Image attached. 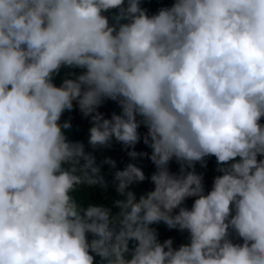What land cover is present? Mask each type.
I'll return each mask as SVG.
<instances>
[{"label":"clouds","instance_id":"obj_1","mask_svg":"<svg viewBox=\"0 0 264 264\" xmlns=\"http://www.w3.org/2000/svg\"><path fill=\"white\" fill-rule=\"evenodd\" d=\"M141 3L0 0V264H264V0ZM74 102L93 150L136 160L147 128L153 190L128 163L112 207L78 202L108 183Z\"/></svg>","mask_w":264,"mask_h":264},{"label":"trees","instance_id":"obj_2","mask_svg":"<svg viewBox=\"0 0 264 264\" xmlns=\"http://www.w3.org/2000/svg\"><path fill=\"white\" fill-rule=\"evenodd\" d=\"M173 3L174 0H142L141 7L147 10L148 15H153L156 14L160 8L171 7ZM115 11L116 10H112L111 13H106V15L111 16ZM82 71L83 70L81 69L63 67L61 68L59 74L54 77L53 82L56 86H60L64 79H74L75 76L79 75ZM99 111L105 115V118L110 119L113 114H119L121 109L115 101L106 100L99 108ZM65 121H70L71 123V127L64 130L68 141L83 143L85 145L86 151L93 152L94 156L96 157L97 164L101 165L102 175L108 183V187L106 189L99 186H84L79 188L73 193L78 202L84 206L92 204L112 207L114 201L116 199H120L113 184L114 172L117 170H123L128 163H134L136 166L140 167L146 177L145 181L136 183L131 188V190L136 193L137 199H139L140 195L154 189V185L150 179L151 175L153 174L150 173L152 161L149 157L151 154V148L145 145L143 142V135L147 132L146 127L139 128L141 140L135 145L134 148L135 151L138 153H143L144 155L137 158L136 160H132L127 153L133 149L125 148L121 143H118L115 140L112 141L110 147H101L95 150L92 149V147L88 144L90 136L89 129L92 127L90 118H85L82 115L76 102H74L73 110L65 111L63 113L60 123H64ZM105 158H111L114 160L116 167L112 168L109 165L102 164V161ZM113 211L115 212L117 209L113 208ZM96 261H99V257H96Z\"/></svg>","mask_w":264,"mask_h":264}]
</instances>
